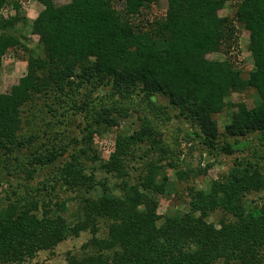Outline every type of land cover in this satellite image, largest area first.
Here are the masks:
<instances>
[{"label": "trees", "instance_id": "trees-1", "mask_svg": "<svg viewBox=\"0 0 264 264\" xmlns=\"http://www.w3.org/2000/svg\"><path fill=\"white\" fill-rule=\"evenodd\" d=\"M27 1L0 0V74L8 55H29L26 74L9 94H0V173H11L18 153L37 143L41 122L50 123L47 114L80 115L84 136L74 140L81 148L54 170L56 179L39 183L35 192L25 186L24 194L20 185L8 186L0 205V264H30L40 252L83 234L90 239L80 251L67 252L64 264H264V155L249 154L255 139L264 147V0L234 4L233 17L220 16L231 0H168L159 16V0H70L61 6L39 0L44 9L33 33L41 55L23 43L18 29L27 26ZM239 26L249 32L253 69L247 78L233 52ZM213 54L226 59H208ZM102 89L105 96H95ZM250 89L260 104L237 105L226 128L237 139L219 144L214 116L233 93ZM157 97L169 105L157 106ZM134 98L168 115L170 108L179 111L203 136L190 137L236 156L229 173L207 190L191 184L207 171L185 166L148 119L131 135H118L109 155H101L107 145L99 139L127 118L123 103ZM68 150L32 154L22 169L24 181L31 183L37 169L52 166ZM132 161L141 165L136 182ZM164 168L189 186L188 210L166 217L158 214V199L170 182ZM108 177L120 183L111 188ZM57 185L74 194L75 212L59 200V191L52 194ZM252 195H263L258 205ZM216 213L219 222H211Z\"/></svg>", "mask_w": 264, "mask_h": 264}, {"label": "rangeland", "instance_id": "rangeland-1", "mask_svg": "<svg viewBox=\"0 0 264 264\" xmlns=\"http://www.w3.org/2000/svg\"><path fill=\"white\" fill-rule=\"evenodd\" d=\"M232 4L228 3L224 10L220 12L221 17H233L235 14L234 4L239 3L242 0H231ZM56 5L61 6L70 3V0H54ZM168 8V0H159V7L157 14L159 16V12H165ZM44 9L43 5L39 2V0H28L24 6V14L23 16L27 19V26L18 25V29L20 30V35H22L25 40L23 43L27 45V47L31 50H34L39 55L43 54V47L40 44V38L36 34L33 33V21L38 17V15ZM11 14H15V10H11ZM236 48L233 51L235 54V60L239 69H241L244 78H247L248 73L253 69V59L251 53L249 52V32L246 31L242 27H238L237 29V40H236ZM28 54H24L19 52V54H10L4 61L3 68L0 74V94H9L12 88L17 85L20 79L27 72V59ZM208 59L210 60H224L225 56L222 54H213L209 55ZM105 92L102 91L99 94H95V96H105ZM94 96V95H93ZM98 102V101H96ZM110 103L109 101H107ZM120 102V100H119ZM227 107L224 112L221 114H217L214 116V120L217 122L220 141L232 142L234 143L237 138H233L227 135L226 128L232 124L233 115L237 111V105L243 103L249 109H253L260 104V99L255 93L254 90L250 89L243 93H233L227 100ZM35 103L42 104L43 101L41 99H37ZM154 103L157 106H167L169 105V100L165 97H157L154 100ZM124 107L128 108L127 118L122 119L117 128L112 129L108 132L103 133V138L99 139L102 145H107L101 155L105 158L111 152V146L115 144L116 138L118 135H131L135 131L140 128L142 120L148 119L151 123H153L155 129L159 131L163 136L164 142L169 145V147L175 149L174 151L178 154L181 153V160L185 163V166L192 168L196 171V173L207 171L204 175H199L197 178L191 179V184L196 185L197 187L207 190L210 187V184L218 179L226 176L229 171L234 166V160L236 156H227L221 153H216L209 149V147L205 146L201 139H197L194 137H190L188 133L201 134L200 130L193 126L191 121L183 116H180L179 111L172 110L170 108L169 115L160 110L152 109L145 102H142L140 98H134L130 102H124ZM25 108L34 109V106H27ZM28 111H26V115ZM80 115L71 116V112L68 116L65 117H57L52 118L49 114H47V122H41L40 128V139L29 149H23L18 153L19 163L13 164L12 172L1 171L0 173V205L5 203L6 192L8 191V186L12 185L18 188L20 185V193L24 194V187L28 186L30 190L35 192L39 183L47 180V182L53 179H56V173L54 170L57 167H60L65 161L70 160L71 152L79 150L82 146L77 145L74 140H78L79 142L83 141V132L81 131L80 123L84 124V119L79 118ZM170 117V118H169ZM31 132L33 130H30ZM203 137V136H202ZM204 139V138H203ZM98 140V139H97ZM68 147L69 150L60 157L55 164L49 166L45 170L37 169L33 170V167H29L30 171H35L33 173L34 180L31 183L25 182L24 178H26L27 171L25 173L22 169H26L28 163L31 162V155L36 154L38 151L43 149L53 150L56 148L59 152L64 147ZM100 146V145H99ZM253 148L247 153L254 156L258 154L264 155V147L260 145V141L256 140L252 144ZM96 148V145L94 146ZM101 149V147H100ZM210 150V151H209ZM16 163V162H14ZM132 168L130 169V173L132 175L131 182H136L138 177L141 174V165L138 164L140 162H131ZM18 165V166H16ZM20 168V174H18V168ZM137 167V168H136ZM16 168V169H15ZM28 168V169H29ZM137 169V171L135 170ZM186 169V167H184ZM21 170L23 171L21 173ZM167 175L169 177V184L166 188V193L163 197H160L159 200V208L158 214L166 217L169 214H173L176 211H187L189 205V199L187 197V189L188 185L180 184L177 182L175 172L169 170L168 168H164L162 171V176ZM99 178H105V175L100 174ZM108 183L111 188L115 187L120 183V180L116 178L108 177ZM59 191L61 202L66 203L67 207L71 210V212L76 211V201L74 200V194L67 189L61 187L59 185L56 186V190L52 192L54 195ZM33 192V193H34ZM45 196L47 192H41ZM260 196L263 195H252L250 196V201H253L254 204L260 203ZM221 213H216L210 218L211 222H219L221 218ZM88 234H83L79 239H70L67 242L61 244L54 251H46L40 252L38 256L32 261L30 264H64L65 255L69 251H80L83 244H85L90 238Z\"/></svg>", "mask_w": 264, "mask_h": 264}]
</instances>
